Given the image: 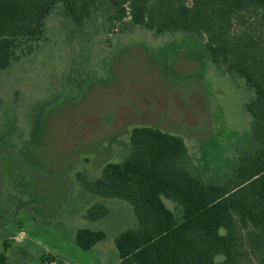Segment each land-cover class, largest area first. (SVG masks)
<instances>
[{"label":"rangeland","instance_id":"obj_1","mask_svg":"<svg viewBox=\"0 0 264 264\" xmlns=\"http://www.w3.org/2000/svg\"><path fill=\"white\" fill-rule=\"evenodd\" d=\"M191 0H188L190 3ZM205 36L157 33L96 13L82 26L61 5L32 50L0 71V252L7 264H118L117 235L136 225L132 205L82 188L130 151L133 127L182 136L183 163L208 183L233 177L255 149L253 91L206 54ZM104 201L109 214L86 210ZM182 218L183 209L164 197ZM79 228L106 239L81 249ZM21 239L16 240V238ZM46 260V261H45Z\"/></svg>","mask_w":264,"mask_h":264},{"label":"trees","instance_id":"obj_2","mask_svg":"<svg viewBox=\"0 0 264 264\" xmlns=\"http://www.w3.org/2000/svg\"><path fill=\"white\" fill-rule=\"evenodd\" d=\"M58 5L78 27L105 13L112 26L129 19L157 33L205 36L211 61L254 94L247 109L256 146L225 183L186 167L185 139L150 125L133 127L126 158L106 163L96 179L80 176L83 189L133 207L136 225L115 239L118 264H264V0H0V71L32 50ZM164 197L182 207L181 219ZM108 214L101 200L86 210L92 220ZM106 237L103 229L79 228L75 242L91 250ZM8 260L0 252V264Z\"/></svg>","mask_w":264,"mask_h":264},{"label":"crops","instance_id":"obj_3","mask_svg":"<svg viewBox=\"0 0 264 264\" xmlns=\"http://www.w3.org/2000/svg\"><path fill=\"white\" fill-rule=\"evenodd\" d=\"M75 233H76V232H75ZM0 238H1V237H0ZM19 239H21V236H20V235H19V238H16V240H19ZM74 239H75V234H74ZM95 247H96V246H95ZM95 247H94V248H95ZM94 248H93V249H94ZM50 264H54V261L50 262Z\"/></svg>","mask_w":264,"mask_h":264}]
</instances>
